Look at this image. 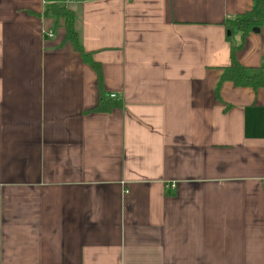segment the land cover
I'll use <instances>...</instances> for the list:
<instances>
[{
	"label": "crops",
	"instance_id": "1",
	"mask_svg": "<svg viewBox=\"0 0 264 264\" xmlns=\"http://www.w3.org/2000/svg\"><path fill=\"white\" fill-rule=\"evenodd\" d=\"M257 4L68 3L99 80L0 0V264H264V89L220 81L264 71Z\"/></svg>",
	"mask_w": 264,
	"mask_h": 264
},
{
	"label": "trees",
	"instance_id": "2",
	"mask_svg": "<svg viewBox=\"0 0 264 264\" xmlns=\"http://www.w3.org/2000/svg\"><path fill=\"white\" fill-rule=\"evenodd\" d=\"M89 0H43L44 8L41 14L43 19H51L54 27H61L64 30L63 43H69L74 51H76L82 61L88 64L89 67L96 72L100 80L99 67L93 63L90 56L85 54L79 44L77 33L74 31V14L67 8L68 3L86 2ZM264 16V0H258L257 9L255 12H250L239 16L232 21H226V27L237 29L242 34H248L254 28H257ZM235 48H231V63L230 66L222 70L220 81H229L236 87H248L253 90L264 89V71L257 70L253 75H248L247 69L241 67L234 57ZM100 86V83H98ZM100 102L105 100V95L99 92ZM107 100H105L106 103ZM101 109V105L99 107Z\"/></svg>",
	"mask_w": 264,
	"mask_h": 264
},
{
	"label": "built area",
	"instance_id": "3",
	"mask_svg": "<svg viewBox=\"0 0 264 264\" xmlns=\"http://www.w3.org/2000/svg\"><path fill=\"white\" fill-rule=\"evenodd\" d=\"M48 38H50L51 37V34H48V35H46ZM263 65H264V61H263Z\"/></svg>",
	"mask_w": 264,
	"mask_h": 264
}]
</instances>
